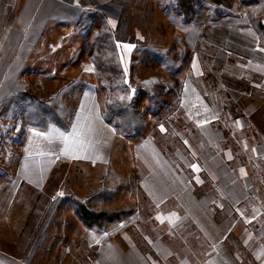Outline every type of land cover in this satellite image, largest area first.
I'll return each mask as SVG.
<instances>
[{"label": "rangeland", "instance_id": "374dc122", "mask_svg": "<svg viewBox=\"0 0 264 264\" xmlns=\"http://www.w3.org/2000/svg\"><path fill=\"white\" fill-rule=\"evenodd\" d=\"M16 3L7 2L8 11L0 14V38L9 41L0 48V66L19 76L9 81L0 105V264H92L103 239L148 251L156 238L170 243L168 254L185 248L189 259L212 254L218 264H264V68L210 45L187 46L167 12L171 0H37L36 8H49V15L23 19L24 42L15 29ZM198 3L197 19L216 22L214 15L226 24L249 25L242 7L220 17ZM256 8L253 14L264 19V0ZM85 12L103 15L113 29L134 104L149 122L142 137L118 134L101 116V76L87 59L86 40L74 30ZM138 42L172 55L182 43L193 50L177 78L190 88L182 98L180 93L178 105L168 106L180 109L189 126L185 148L173 154L152 140L155 128L165 127L152 114L151 95L141 91L142 81L164 79L161 66L150 60L130 77ZM207 75L242 110L256 139L248 136V123L223 112ZM24 95L59 98L55 112L67 130L54 121L40 129L24 115L16 119L14 111H26ZM29 128L60 133L41 140L31 131L28 141ZM32 136L37 139L31 144ZM26 157L35 168H23ZM89 197L95 210L130 212L86 227L73 202Z\"/></svg>", "mask_w": 264, "mask_h": 264}, {"label": "trees", "instance_id": "16d2710c", "mask_svg": "<svg viewBox=\"0 0 264 264\" xmlns=\"http://www.w3.org/2000/svg\"><path fill=\"white\" fill-rule=\"evenodd\" d=\"M198 1L171 0V7L168 8L167 12L172 18L174 28L183 31L196 21L199 13ZM203 2L212 7L220 17H226L230 11L242 7L249 25L255 30L264 46V19H260L253 14L258 9L256 5L260 6V0H203ZM217 17L212 15L211 20L217 21L219 19ZM74 30L86 40L87 59L93 64L98 75L101 76V89L106 92L104 93L106 100L100 106L103 120L110 124L118 134L144 136L149 122L134 104L135 92L132 86L126 82V74L119 59L116 39L111 25L103 15L95 16L93 13L85 12L74 22ZM90 37L91 39H89ZM184 45L182 43L183 50L175 52L173 55L168 53L167 48L142 45L141 42H138L132 51L131 65L133 69L130 71L131 79L135 78V66H149L150 60H154L155 63L160 65L164 72L163 80L149 78L144 82L142 81L141 91L151 95L154 102L152 114L156 115L165 127L163 130L155 128L151 133V138L162 152L168 151L166 153L170 152L172 154L176 150H183L185 140L190 138L188 123L181 117L180 109L173 110L168 107L179 103L182 85L181 80H177V78L193 55V50ZM207 77L212 82L210 88L212 91L214 90L218 105L221 106L223 112L229 116L233 113V116H230L232 120L240 118L246 126L248 123L247 134L250 137L254 136L253 138L256 139V132L251 131L253 127L244 118V113L233 102L228 92L217 88L218 81L214 76L207 75ZM24 96H26L25 100L22 98L21 101H26V111H14L16 119L24 115L29 125L40 129H45L46 124L54 121L58 122L64 128V131L67 130L62 115L55 112L59 98L41 100L31 95ZM162 108L165 111L164 114L159 113ZM174 122L176 126H173ZM218 128L223 130V133L228 131L220 124H218ZM90 199V197L86 199V202L77 200L73 202L76 214L86 227L99 226L103 221L120 220L122 215L130 212L123 209L99 208L95 210L90 204Z\"/></svg>", "mask_w": 264, "mask_h": 264}, {"label": "crops", "instance_id": "0c3cea01", "mask_svg": "<svg viewBox=\"0 0 264 264\" xmlns=\"http://www.w3.org/2000/svg\"><path fill=\"white\" fill-rule=\"evenodd\" d=\"M9 1L10 0H0V14H2L6 9L8 11L9 8L8 4L6 5V3ZM35 1L37 0H16L17 7L15 16L17 18V24L15 26V29H17V31L22 35L19 40L20 42H24L25 39L23 32L26 27L23 24V19L26 16L38 17L49 15L50 9H39L38 6L36 8ZM54 14L55 12L51 13V15ZM7 29V31L9 32L10 29ZM182 32L184 43L190 48H195L198 43L210 45L213 48L216 47L226 50V54L229 55V57L231 55L238 59L245 58L252 65L264 68V46L262 45L257 33L251 25L244 23L226 24L221 20H218L216 22H209L204 19L198 18ZM1 33L2 31L0 30V35ZM8 46L9 41L6 39L3 42L0 38V48H6ZM16 47L19 48V43ZM235 63L236 62L229 61L228 64L231 65ZM1 64L2 57L0 58V65ZM228 69L230 70V68ZM231 70L233 72V69ZM11 72L12 75L15 76V78H13L10 73H8V69L0 66V105L4 98L10 93V90L7 88V86L9 85V81L12 79H17V77L19 78V76L14 73V70ZM235 76L236 78H240L238 73H236ZM227 85H229V91H232V86L230 84ZM185 87L188 90L190 88L185 83L182 85L181 98L183 97V89H185ZM201 106L203 105L197 104L194 106V108H196L198 111H201V109H203L201 108ZM31 131L35 133L34 135H38L39 137H41V140H46L50 136L54 138L55 133H60V131L55 132V130H53L52 128H49L45 131H34V129L29 128L26 133L28 141L30 139L29 137L31 135ZM33 138L34 137L32 136L29 143H31L32 140L36 141L37 138ZM25 160L27 161V157L23 158V161ZM26 161L24 162V165L22 164L25 170H29L31 167L35 168V161H33L34 164H32L31 167L29 161L27 162V164H25ZM154 240L157 241L152 244L153 246L151 245V250L146 251L137 246L122 249L119 248L112 240L103 239L97 244V247L95 248L92 264H218L217 259H214V255L212 254H209L205 259L201 260H198L194 257L189 259L187 257L185 248H183L182 252L179 248V251H177L178 253L173 252L168 254L166 247L170 243L165 244L162 239L159 238H156ZM171 256H173V258L175 259L174 262L171 260Z\"/></svg>", "mask_w": 264, "mask_h": 264}]
</instances>
